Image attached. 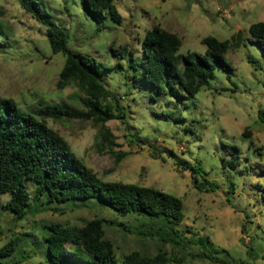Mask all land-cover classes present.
<instances>
[{
	"label": "rangeland",
	"instance_id": "obj_1",
	"mask_svg": "<svg viewBox=\"0 0 264 264\" xmlns=\"http://www.w3.org/2000/svg\"><path fill=\"white\" fill-rule=\"evenodd\" d=\"M114 1L121 23L107 13L97 22L79 0H45L46 9L67 32L70 48L112 66L101 78L112 94V105L113 96L118 97L125 110L123 118L105 122L114 142L97 135L99 123L92 118L47 116L46 122L103 180L150 185L180 196L184 217L177 227L182 236H163L153 230L156 222L119 214L93 196L80 205L41 209L22 218L0 207V247L16 236L19 243L32 238L22 245L33 254L16 264H38L41 225L50 221L81 225L104 217V236L114 244L117 257L132 250L154 254L161 249L181 264H221L204 256L207 248L194 239L207 235L220 256L226 249L236 259L264 264V120L258 117L259 108L264 110V51L248 28L264 20V0ZM154 24L179 36L178 52H203L206 35L227 39L230 68L216 66L210 85L201 86L194 96L180 98L141 85L140 78L130 77L135 72L127 68V54L120 57L112 48L131 47L139 60L140 40ZM0 25L5 32L1 39L0 31L1 95L27 110L58 101L83 107L74 83L57 86L65 54L51 49L42 22L18 0H0ZM248 54L256 60L249 61ZM117 61L122 65H115ZM231 144L239 147L238 157ZM116 151L125 154L116 159ZM230 158L238 160L235 166ZM197 162L201 174L195 179L183 164ZM8 197V192L0 194L1 201ZM13 252L0 256V264H13Z\"/></svg>",
	"mask_w": 264,
	"mask_h": 264
},
{
	"label": "trees",
	"instance_id": "obj_2",
	"mask_svg": "<svg viewBox=\"0 0 264 264\" xmlns=\"http://www.w3.org/2000/svg\"><path fill=\"white\" fill-rule=\"evenodd\" d=\"M18 1L46 26L51 49L65 54L57 86L62 88L74 83L79 89L77 100L83 107L58 101L27 110L20 107L14 98L0 94V194L9 193L6 200H0L1 209L22 218L41 209L80 205L86 201L82 199L94 196L119 214L133 213L156 222L153 230L163 236H180L181 230L177 226L184 217L180 196L150 185L103 180L77 156L66 138L47 124V116L57 119L92 118L99 123L97 135L113 143L114 135L105 122L109 118H123L125 110L118 97L113 96L115 105H112L109 99L112 94L101 78L104 71L112 66L98 61L94 55L70 48L66 43L67 32L46 9L45 0ZM79 2L97 22L107 13L112 20L121 23L122 14L114 0ZM248 28L252 40H256L264 51V20L254 21ZM0 31L2 39L5 32L1 25ZM202 42L206 45L203 52H178L179 36L154 24L146 29L140 40L139 60L135 58V50L126 45L113 47L112 51L120 57L127 54V68L133 67L135 72L130 74L131 79L140 78L141 85L150 86L156 93H169L182 98L194 96L203 85L209 86L216 66L224 70L231 66L225 55L229 47L227 39L206 35ZM247 58L252 62L256 60L251 54ZM115 65L121 66L122 63L117 61ZM151 97L155 98L153 94ZM258 117L264 120L263 109L259 108ZM140 141L143 142V139ZM230 147L235 152L234 157H238L236 151L239 147L235 144ZM226 149L229 150L228 146ZM124 154L125 151H116V159ZM228 160L231 166L238 162L231 158ZM180 162L182 164L184 161ZM183 165L190 168L195 179L198 178L197 173L201 174L198 162ZM103 222L104 217H95L81 225L69 221H50L41 225L39 229L42 234L35 237L38 253L42 256L38 264H181L180 259L173 260L161 249L154 254L132 250L117 257L114 244L104 236ZM17 239V236L11 238L0 247V256L11 255L14 251L13 258H10L13 264L27 260L33 254L22 245L32 238L23 239L21 243ZM194 239L207 248L202 252L204 256L215 262L249 264L243 259L231 257L226 249H222L226 254L220 256L207 235H198Z\"/></svg>",
	"mask_w": 264,
	"mask_h": 264
}]
</instances>
